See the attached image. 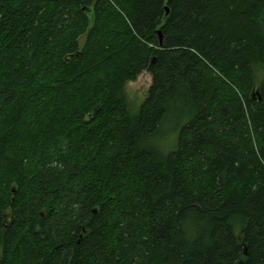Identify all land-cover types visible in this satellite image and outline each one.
Here are the masks:
<instances>
[{
  "label": "trees",
  "instance_id": "obj_1",
  "mask_svg": "<svg viewBox=\"0 0 264 264\" xmlns=\"http://www.w3.org/2000/svg\"><path fill=\"white\" fill-rule=\"evenodd\" d=\"M0 264H264V0H0Z\"/></svg>",
  "mask_w": 264,
  "mask_h": 264
},
{
  "label": "rangeland",
  "instance_id": "obj_2",
  "mask_svg": "<svg viewBox=\"0 0 264 264\" xmlns=\"http://www.w3.org/2000/svg\"><path fill=\"white\" fill-rule=\"evenodd\" d=\"M149 85L150 76L146 72H142L135 81L126 84V105L129 113L135 111L141 104ZM174 133L175 126L172 118H169L163 123L160 133L154 139L155 141L153 140L154 146L159 149L162 154L172 151L174 147L172 136Z\"/></svg>",
  "mask_w": 264,
  "mask_h": 264
},
{
  "label": "water",
  "instance_id": "obj_3",
  "mask_svg": "<svg viewBox=\"0 0 264 264\" xmlns=\"http://www.w3.org/2000/svg\"><path fill=\"white\" fill-rule=\"evenodd\" d=\"M166 11H167V9H166ZM157 33H159V32H157ZM160 39V38H159Z\"/></svg>",
  "mask_w": 264,
  "mask_h": 264
}]
</instances>
